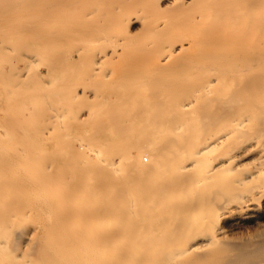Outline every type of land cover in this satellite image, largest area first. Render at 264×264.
Instances as JSON below:
<instances>
[{
	"label": "bare ground",
	"instance_id": "6f19581e",
	"mask_svg": "<svg viewBox=\"0 0 264 264\" xmlns=\"http://www.w3.org/2000/svg\"><path fill=\"white\" fill-rule=\"evenodd\" d=\"M80 4L0 0V59L39 55ZM103 5L87 41L119 108L75 143L46 221L0 212V264H264V0H87V15ZM17 62L0 74L12 97Z\"/></svg>",
	"mask_w": 264,
	"mask_h": 264
},
{
	"label": "rangeland",
	"instance_id": "374dc122",
	"mask_svg": "<svg viewBox=\"0 0 264 264\" xmlns=\"http://www.w3.org/2000/svg\"><path fill=\"white\" fill-rule=\"evenodd\" d=\"M79 2L64 17L66 22H47L41 30L47 39L39 55L18 61L19 55L5 48L0 59V74L18 61L17 75L23 81L17 96L12 97V91L0 80V193L9 199L0 201V212L15 214L17 226L47 220L42 195L65 189L67 162L77 163L71 155L75 143L81 138L95 142L105 133L112 99H107L110 91L101 85L110 80L105 73L108 64L90 56L104 43L87 41V21L98 20L105 6L87 15V0ZM95 88V92L90 90ZM52 94L56 98H51ZM3 100L8 109L1 108ZM85 110V119L75 117V112ZM93 157L87 153V158ZM142 157L147 161L146 154ZM7 158H14L13 164L2 165Z\"/></svg>",
	"mask_w": 264,
	"mask_h": 264
}]
</instances>
